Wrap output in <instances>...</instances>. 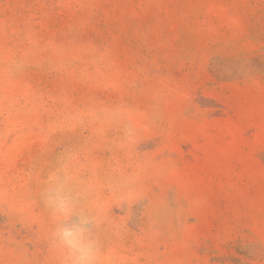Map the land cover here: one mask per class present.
<instances>
[{
	"label": "rangeland",
	"instance_id": "374dc122",
	"mask_svg": "<svg viewBox=\"0 0 264 264\" xmlns=\"http://www.w3.org/2000/svg\"><path fill=\"white\" fill-rule=\"evenodd\" d=\"M264 264V0H0V264Z\"/></svg>",
	"mask_w": 264,
	"mask_h": 264
},
{
	"label": "clouds",
	"instance_id": "9594fccd",
	"mask_svg": "<svg viewBox=\"0 0 264 264\" xmlns=\"http://www.w3.org/2000/svg\"><path fill=\"white\" fill-rule=\"evenodd\" d=\"M82 195L61 169L49 173L41 192V201L55 221L50 237L63 253V264H100V244L93 218L86 212H73Z\"/></svg>",
	"mask_w": 264,
	"mask_h": 264
}]
</instances>
